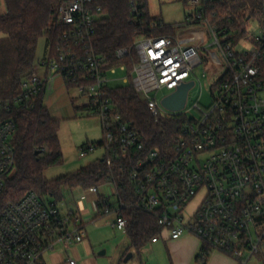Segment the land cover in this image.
Instances as JSON below:
<instances>
[{
  "label": "built area",
  "instance_id": "2783aa9c",
  "mask_svg": "<svg viewBox=\"0 0 264 264\" xmlns=\"http://www.w3.org/2000/svg\"><path fill=\"white\" fill-rule=\"evenodd\" d=\"M212 1L188 0L195 9L185 36L139 37L116 51L128 62L108 68L92 45L95 12L101 8L95 11L94 0L64 1L57 24L65 30L52 40L46 58L36 60L13 101L46 91L56 75L88 98L84 107L101 119L104 137L83 148L81 156L102 147L107 166L119 172L81 192L93 217L114 214L113 226L127 233L125 211L145 212L161 228L151 242L190 234L238 264L255 256L264 262V3L260 16L244 24L227 17V25L220 26L208 13ZM254 20L259 31L249 35ZM209 61L222 69L211 105L195 103L198 117L188 114V100L181 111L167 109L162 99L185 83L196 86L197 71ZM118 71L124 75L117 77ZM130 86L143 95L156 120L186 115L171 149H147L119 112L109 91ZM162 90L169 94L160 100ZM9 107L0 101V108ZM15 132L12 118L0 122V195L16 167ZM84 216L81 206L62 211L34 191L0 205V264H43L56 244L83 240ZM69 264L77 261L70 258Z\"/></svg>",
  "mask_w": 264,
  "mask_h": 264
},
{
  "label": "trees",
  "instance_id": "16d2710c",
  "mask_svg": "<svg viewBox=\"0 0 264 264\" xmlns=\"http://www.w3.org/2000/svg\"><path fill=\"white\" fill-rule=\"evenodd\" d=\"M64 1L5 0L7 12L0 14V101L10 102L8 109L0 108V122L12 118L16 123L13 137L16 167L6 179L0 205L34 191L44 201L61 205L62 211L73 210L77 206L78 190L101 185L112 171L119 174L117 167L112 169L104 158H99L68 174L48 179L46 170L63 162L60 121L44 103L45 90L24 102L13 101L23 92V83L34 70L40 38L47 36L50 45L65 30L57 24ZM148 1L94 0L95 11L97 7L101 9L95 12L92 45L105 68L128 62L118 58L116 51L132 45L139 37L175 34V26L150 13ZM212 3L208 13L220 26H225L227 17L232 18L233 24H244L247 18L260 16L264 0H213ZM244 32L243 29L238 34ZM65 82L68 87L73 86L67 79ZM109 96L125 120L139 132L147 149H171L187 121L186 115L162 116L156 120L146 99L132 86L112 89ZM124 215L128 219L131 245L141 255L143 247L161 228L156 218L145 212L128 210ZM211 250L210 246L203 245L195 256V264H207Z\"/></svg>",
  "mask_w": 264,
  "mask_h": 264
},
{
  "label": "rangeland",
  "instance_id": "374dc122",
  "mask_svg": "<svg viewBox=\"0 0 264 264\" xmlns=\"http://www.w3.org/2000/svg\"><path fill=\"white\" fill-rule=\"evenodd\" d=\"M150 13L166 24H171L174 27L175 33L179 35L181 31H186L190 27L186 25L187 17L194 12V6L188 0H149ZM259 31V24L256 20L251 22L249 26V35ZM48 41L47 36L40 38V44L37 50L36 60L44 53L45 44ZM42 60V58L38 59ZM222 69L211 61L206 63L203 68L197 71V85L194 86L189 93L188 114L193 117H198L200 112L192 106L199 103L203 108H208L212 101V93L215 92L213 87L215 81L221 75ZM124 72L118 71L116 76H123ZM46 92L45 99L48 100L51 114L60 121L59 136L63 150V162L48 168L45 175L48 179H55L62 175L68 174L78 168L88 165L89 163L101 158L104 154V149L98 147L96 150L89 152L86 156H81L83 148L88 147L101 141L104 137L101 119L84 106L88 103V98L83 95L75 87H68L64 78L61 75H56ZM169 94V91L162 90L157 93L161 100L163 96ZM82 194H77L76 202L81 203ZM195 205V204H194ZM193 205V206H194ZM60 207H62L60 205ZM163 246L160 252L149 250L151 242H148L142 249V259L144 264H173L171 253L163 244V239H160ZM116 240H109V251L107 254L100 255L106 250V247L95 248V255L111 263V257L116 245ZM133 249L131 248V251ZM132 252L126 253L123 256L120 264H136L140 263L138 255L134 258H128ZM118 262V261H117ZM114 263V262H113ZM193 264H195V259ZM249 264H264L260 256H255Z\"/></svg>",
  "mask_w": 264,
  "mask_h": 264
},
{
  "label": "crops",
  "instance_id": "0c3cea01",
  "mask_svg": "<svg viewBox=\"0 0 264 264\" xmlns=\"http://www.w3.org/2000/svg\"><path fill=\"white\" fill-rule=\"evenodd\" d=\"M6 12L7 7L5 0H0V14H5ZM186 32L187 31L184 30L179 34L185 36ZM49 43L48 39L47 43L44 45V53L38 59L46 58L49 51ZM39 44L40 40L38 42L37 50ZM46 92L47 90L44 94V103L50 109L48 100L45 99ZM82 191L83 190H78L76 192V196L77 194H81ZM77 205L81 206L85 213L83 240L69 245L64 243L56 244L53 250H48L44 254L43 264H69L70 258L75 259L77 264H107L108 261L98 258L94 251L97 246H99V248L106 247V250L102 251L100 255L107 254L109 251V247L107 248V246L109 244V240L111 239L116 240L117 244L112 248L114 252L111 257L112 262L109 264H120L123 256H125L128 252H132V258L138 255L140 263L144 264L142 253L139 255L132 247L131 239L128 236V233H124L113 226V221L115 219L114 214L93 217L90 213L92 205H90L89 201L81 202L80 204L77 203ZM163 241V244L171 253L173 264H193L196 254L203 246V242L198 237L190 234L173 240L164 238ZM131 248L133 249L132 251ZM162 248L163 246L160 240L157 242H151L149 246V250L158 252H160ZM207 264H238V262L231 256L219 250L212 249L210 251Z\"/></svg>",
  "mask_w": 264,
  "mask_h": 264
},
{
  "label": "water",
  "instance_id": "95a60500",
  "mask_svg": "<svg viewBox=\"0 0 264 264\" xmlns=\"http://www.w3.org/2000/svg\"><path fill=\"white\" fill-rule=\"evenodd\" d=\"M194 84V81L183 84L177 90L164 97L162 99V104L171 111L183 110L188 100L189 90L194 86ZM36 154H38V151ZM131 257L132 254L128 256L127 260Z\"/></svg>",
  "mask_w": 264,
  "mask_h": 264
}]
</instances>
